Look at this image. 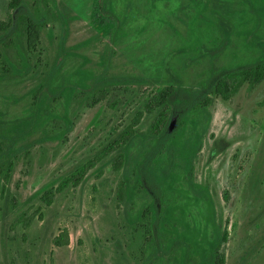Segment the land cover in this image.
I'll use <instances>...</instances> for the list:
<instances>
[{"label": "trees", "instance_id": "1", "mask_svg": "<svg viewBox=\"0 0 264 264\" xmlns=\"http://www.w3.org/2000/svg\"><path fill=\"white\" fill-rule=\"evenodd\" d=\"M108 1L109 14L134 23L136 33L154 21L168 23L172 30L169 18L185 14L183 21L194 28L198 25L203 35L191 34L187 45L171 48V54L176 50V67H170L163 56L156 65L137 58L141 65L136 67L132 59L115 58V50L106 55L101 51L103 58L94 60L97 68L81 82L69 66L74 45L61 53L70 21L78 17L71 6L62 0H32V5L29 0H11L8 17L0 19V185L13 172L19 152L37 140L59 136L68 127L70 107L74 112L81 103L93 105L110 88L149 84L152 91L143 103L152 113L147 128H134L135 118L108 145L115 165L122 169L117 199L127 223L140 235L139 264H223L220 246L227 231H220L207 186L193 180V160L214 96L228 98L244 81L255 84L264 79V0H236L235 6L221 0ZM55 19L63 32L45 59L38 47L40 34ZM47 33L53 36L52 25ZM235 40L242 43V51L232 57L229 49ZM119 66L120 71L115 69ZM186 85L200 88V93L181 115L172 108L173 97ZM159 137L165 140L148 165L160 183L155 196L138 167ZM33 217L26 211L18 215L24 227ZM68 242L65 227L53 236L56 245Z\"/></svg>", "mask_w": 264, "mask_h": 264}, {"label": "rangeland", "instance_id": "2", "mask_svg": "<svg viewBox=\"0 0 264 264\" xmlns=\"http://www.w3.org/2000/svg\"><path fill=\"white\" fill-rule=\"evenodd\" d=\"M10 1L0 0V19L12 10ZM62 1L78 17L70 21L61 53L74 45L69 66L75 69L74 79L81 82L82 76L97 68L94 60L103 58L101 51L106 55L115 50V58L132 59L135 66L141 65L137 58L145 57L156 65V59L163 56L170 67H176V50L171 54V48L187 45L191 34L203 35L197 24L196 29L183 21L185 14L169 18L172 30L170 24L154 21L136 33L134 23L109 14L108 0L102 5V0ZM221 1L235 6L236 0ZM51 25L53 36L49 38L47 27ZM47 27L38 43L45 59L63 32L58 19ZM241 46L235 40L229 49L232 57L241 54ZM60 58L64 59L61 54ZM199 89L179 87L173 110L183 114ZM151 91L149 84L110 88L93 105L81 103L74 112L70 107L69 125L59 136L37 140L19 152L13 172L0 185V264L140 263V235L127 223L117 199L122 169L115 165L108 145L135 118L134 128H147L152 113L143 103ZM209 112L193 160V180L207 186L220 231L226 228L227 238L220 246L223 264H264V79L255 84L244 81L228 98L215 95ZM164 140L157 139L138 167L155 196L160 183L148 165ZM24 211L34 214L27 227L18 218ZM63 227L68 229L69 242L56 245L53 236Z\"/></svg>", "mask_w": 264, "mask_h": 264}, {"label": "water", "instance_id": "3", "mask_svg": "<svg viewBox=\"0 0 264 264\" xmlns=\"http://www.w3.org/2000/svg\"><path fill=\"white\" fill-rule=\"evenodd\" d=\"M173 121H174V118L171 119V124L173 123Z\"/></svg>", "mask_w": 264, "mask_h": 264}]
</instances>
